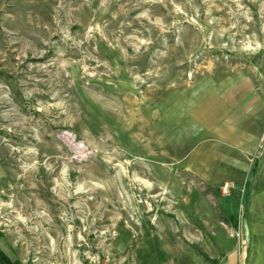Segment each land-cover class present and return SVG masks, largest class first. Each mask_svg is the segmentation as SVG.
<instances>
[{
	"label": "rangeland",
	"instance_id": "obj_1",
	"mask_svg": "<svg viewBox=\"0 0 264 264\" xmlns=\"http://www.w3.org/2000/svg\"><path fill=\"white\" fill-rule=\"evenodd\" d=\"M242 74L264 81V0H0V249L243 264L246 187L236 200L187 166L196 104Z\"/></svg>",
	"mask_w": 264,
	"mask_h": 264
},
{
	"label": "crops",
	"instance_id": "obj_2",
	"mask_svg": "<svg viewBox=\"0 0 264 264\" xmlns=\"http://www.w3.org/2000/svg\"><path fill=\"white\" fill-rule=\"evenodd\" d=\"M192 117L206 138L188 157L187 166L212 188L234 183L232 196L236 200L241 197L242 187H246L239 221L245 245L243 264H261L262 248L253 247L250 252V235L252 231L260 234L264 243V194L249 191L251 182L254 188L264 184V81L246 74L226 79V88L206 95L196 104ZM248 195L252 198L251 208L246 204ZM159 246L139 254L136 264H206L196 255L176 254ZM232 264H237V254Z\"/></svg>",
	"mask_w": 264,
	"mask_h": 264
},
{
	"label": "trees",
	"instance_id": "obj_3",
	"mask_svg": "<svg viewBox=\"0 0 264 264\" xmlns=\"http://www.w3.org/2000/svg\"><path fill=\"white\" fill-rule=\"evenodd\" d=\"M0 264H21L20 261L12 260L7 254L0 249Z\"/></svg>",
	"mask_w": 264,
	"mask_h": 264
},
{
	"label": "built area",
	"instance_id": "obj_4",
	"mask_svg": "<svg viewBox=\"0 0 264 264\" xmlns=\"http://www.w3.org/2000/svg\"><path fill=\"white\" fill-rule=\"evenodd\" d=\"M231 184H229V183H226L223 187H222V192L224 193V194H227V195H229L230 194V192H231ZM244 244V243H243ZM244 246V245H243Z\"/></svg>",
	"mask_w": 264,
	"mask_h": 264
}]
</instances>
